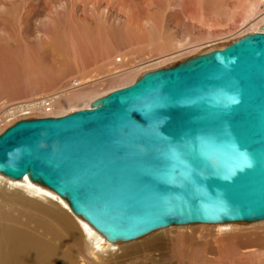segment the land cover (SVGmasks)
Masks as SVG:
<instances>
[{"label":"water","instance_id":"water-1","mask_svg":"<svg viewBox=\"0 0 264 264\" xmlns=\"http://www.w3.org/2000/svg\"><path fill=\"white\" fill-rule=\"evenodd\" d=\"M60 117L0 134V175L65 200L105 240L264 221V24Z\"/></svg>","mask_w":264,"mask_h":264},{"label":"rangeland","instance_id":"rangeland-1","mask_svg":"<svg viewBox=\"0 0 264 264\" xmlns=\"http://www.w3.org/2000/svg\"><path fill=\"white\" fill-rule=\"evenodd\" d=\"M185 2L163 0L155 8L148 0H0V115L10 104L48 99L69 90L76 80L107 76L115 68L173 52L176 42L188 54L161 68L199 55L189 53L191 44L203 37L186 31L195 23L184 11ZM200 9L201 15L213 19L209 23L216 21L221 26L217 30L225 32L214 44L226 46L243 37L239 34L246 28H240L238 14H233L237 23L231 27L226 22L230 13L214 17V0L202 1ZM13 117L0 124V134L12 125ZM197 226L154 232L135 240L140 246L129 251H124L127 243L119 242L102 258L95 255L101 251L91 252L84 239L77 261L84 257L92 264H264V221L231 224V231L224 233L216 225ZM157 234L161 238L149 245L148 237Z\"/></svg>","mask_w":264,"mask_h":264},{"label":"bare ground","instance_id":"bare-ground-1","mask_svg":"<svg viewBox=\"0 0 264 264\" xmlns=\"http://www.w3.org/2000/svg\"><path fill=\"white\" fill-rule=\"evenodd\" d=\"M148 1L155 8H159L163 4V0ZM172 1L177 0H170V2ZM202 1L204 0H186L184 3V11L195 23L186 31L203 37L191 44L192 51L189 53L201 52L200 54H202V51L207 53L225 47L221 42L214 44L224 38L222 35H225V32L221 33L217 30H221V26L216 21L214 25L209 23L213 21L212 18L201 15ZM225 12L230 13L226 22H231V27L237 23L232 21L233 14H238L236 16H239L240 28H246L241 31L239 37L262 32L264 0H214L212 12L214 17ZM174 18L175 22L179 21L178 17ZM144 26L149 27L150 25L146 23ZM183 27L186 28V25ZM203 27L207 29L202 30ZM206 31L209 32L208 35ZM174 48V51L168 54L159 55V53L157 56H151L144 61L135 62L129 67L119 70L115 68L111 72L109 71L110 74L107 76L94 75L76 80L69 90L63 89L55 95L48 96V99H45L47 97H39L25 103L19 102L13 106L10 104L7 108L2 109L0 124L8 121V118L11 120L13 116L15 117L13 119L18 120H14L12 125L21 121L20 117L30 118L32 115V117H39L33 119L52 118L87 109L94 100L129 86L144 73L160 69L163 65L175 62L188 54L181 50V43L176 42ZM13 107L16 109H9ZM201 225L203 224L198 226ZM216 226L223 233L231 231L232 228L231 224H218ZM168 230V228L163 229L164 232H169ZM159 237L158 234L149 236V245L159 240L161 238ZM84 239L88 241L91 252L101 251L95 254L101 258L103 254L109 252L110 248L119 244L108 242L88 223L73 215L66 201L51 190L32 183L27 178L15 181L0 175V264H92L91 260L84 257L81 258V261H77V255L80 252L79 247ZM139 246V242H127L124 251L133 250ZM65 247L66 250H63Z\"/></svg>","mask_w":264,"mask_h":264},{"label":"built area","instance_id":"built-area-1","mask_svg":"<svg viewBox=\"0 0 264 264\" xmlns=\"http://www.w3.org/2000/svg\"><path fill=\"white\" fill-rule=\"evenodd\" d=\"M31 118H39V117H31ZM46 118V117H45ZM21 120H24V119H29V118H20Z\"/></svg>","mask_w":264,"mask_h":264}]
</instances>
